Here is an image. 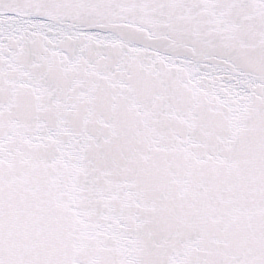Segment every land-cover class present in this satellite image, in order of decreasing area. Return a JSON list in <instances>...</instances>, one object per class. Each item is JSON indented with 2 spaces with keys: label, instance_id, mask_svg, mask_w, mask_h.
I'll return each instance as SVG.
<instances>
[{
  "label": "snow or ice",
  "instance_id": "snow-or-ice-1",
  "mask_svg": "<svg viewBox=\"0 0 264 264\" xmlns=\"http://www.w3.org/2000/svg\"><path fill=\"white\" fill-rule=\"evenodd\" d=\"M0 264H264V0H0Z\"/></svg>",
  "mask_w": 264,
  "mask_h": 264
}]
</instances>
